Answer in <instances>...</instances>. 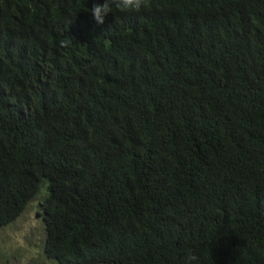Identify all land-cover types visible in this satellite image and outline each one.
<instances>
[{
    "label": "trees",
    "instance_id": "1",
    "mask_svg": "<svg viewBox=\"0 0 264 264\" xmlns=\"http://www.w3.org/2000/svg\"><path fill=\"white\" fill-rule=\"evenodd\" d=\"M103 2L0 0V228L43 192L58 264H264V0Z\"/></svg>",
    "mask_w": 264,
    "mask_h": 264
},
{
    "label": "rangeland",
    "instance_id": "2",
    "mask_svg": "<svg viewBox=\"0 0 264 264\" xmlns=\"http://www.w3.org/2000/svg\"><path fill=\"white\" fill-rule=\"evenodd\" d=\"M43 194L41 192L16 220L0 228V264H58L44 250L47 231L39 212Z\"/></svg>",
    "mask_w": 264,
    "mask_h": 264
},
{
    "label": "clouds",
    "instance_id": "3",
    "mask_svg": "<svg viewBox=\"0 0 264 264\" xmlns=\"http://www.w3.org/2000/svg\"><path fill=\"white\" fill-rule=\"evenodd\" d=\"M146 6V0H104L102 4L94 3L89 12L98 24H103L106 16L112 13L113 8L119 11L140 12ZM69 43L70 38L61 41L62 45H67ZM197 260L198 255L196 253H191L186 256L185 264H192L193 261Z\"/></svg>",
    "mask_w": 264,
    "mask_h": 264
}]
</instances>
